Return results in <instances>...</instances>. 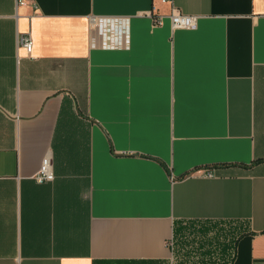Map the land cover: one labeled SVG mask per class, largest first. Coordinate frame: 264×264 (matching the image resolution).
I'll return each mask as SVG.
<instances>
[{"label": "crops", "instance_id": "crops-1", "mask_svg": "<svg viewBox=\"0 0 264 264\" xmlns=\"http://www.w3.org/2000/svg\"><path fill=\"white\" fill-rule=\"evenodd\" d=\"M172 3L195 25L163 0H0V264H172L221 227L229 264H264V0Z\"/></svg>", "mask_w": 264, "mask_h": 264}, {"label": "trees", "instance_id": "trees-1", "mask_svg": "<svg viewBox=\"0 0 264 264\" xmlns=\"http://www.w3.org/2000/svg\"><path fill=\"white\" fill-rule=\"evenodd\" d=\"M230 232L221 227L193 229L183 236L181 233L180 239V236L175 237V240H180L175 254L177 264H229L234 257L235 240L229 237Z\"/></svg>", "mask_w": 264, "mask_h": 264}, {"label": "built area", "instance_id": "built-area-1", "mask_svg": "<svg viewBox=\"0 0 264 264\" xmlns=\"http://www.w3.org/2000/svg\"><path fill=\"white\" fill-rule=\"evenodd\" d=\"M163 1L170 4V10L166 16L169 19L172 28H190L195 25L197 15L182 12L172 3V0ZM163 17L164 15H153L151 13V18L154 24H160L163 20ZM17 44L18 46L23 47L26 52H30L32 49V39L30 34H19L17 36ZM199 172L205 176H212L211 172L207 170H198V173ZM52 178L53 172L51 169V162L49 158L45 157L41 161L39 170L35 175V179L39 182H42L45 180H51Z\"/></svg>", "mask_w": 264, "mask_h": 264}, {"label": "rangeland", "instance_id": "rangeland-1", "mask_svg": "<svg viewBox=\"0 0 264 264\" xmlns=\"http://www.w3.org/2000/svg\"><path fill=\"white\" fill-rule=\"evenodd\" d=\"M179 244L180 243V241L178 240V241H176L175 239H173V241H172V244H173V248H172V252H173V258H172V264H177V255L175 256V254H177V251H176V244Z\"/></svg>", "mask_w": 264, "mask_h": 264}]
</instances>
